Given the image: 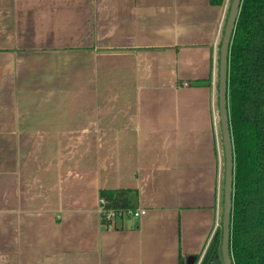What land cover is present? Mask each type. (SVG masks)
<instances>
[{"label":"crops","instance_id":"obj_1","mask_svg":"<svg viewBox=\"0 0 264 264\" xmlns=\"http://www.w3.org/2000/svg\"><path fill=\"white\" fill-rule=\"evenodd\" d=\"M230 2L0 0V264H199ZM100 188L146 213L101 223Z\"/></svg>","mask_w":264,"mask_h":264},{"label":"trees","instance_id":"obj_2","mask_svg":"<svg viewBox=\"0 0 264 264\" xmlns=\"http://www.w3.org/2000/svg\"><path fill=\"white\" fill-rule=\"evenodd\" d=\"M209 1L219 5L225 0ZM238 8L227 57L234 155L230 253L233 264H264V0H241ZM98 191L106 209L127 212L137 208L134 189ZM101 223L110 222L101 215ZM220 236L221 223L199 264H222ZM194 257L192 264L199 256Z\"/></svg>","mask_w":264,"mask_h":264},{"label":"water","instance_id":"obj_3","mask_svg":"<svg viewBox=\"0 0 264 264\" xmlns=\"http://www.w3.org/2000/svg\"><path fill=\"white\" fill-rule=\"evenodd\" d=\"M241 0H231L229 12L225 20L221 45L219 48V80H218V107L219 123L221 127V137L223 139V148L225 155L224 163V182H223V209L221 215V242L220 253L222 255V264H233L230 253V224L232 210V180H233V162L234 155L232 149V139L230 138V123L227 106V70H228V52L231 43V37L234 32L236 17ZM194 261H192L193 263ZM191 263V264H192Z\"/></svg>","mask_w":264,"mask_h":264},{"label":"built area","instance_id":"obj_4","mask_svg":"<svg viewBox=\"0 0 264 264\" xmlns=\"http://www.w3.org/2000/svg\"><path fill=\"white\" fill-rule=\"evenodd\" d=\"M98 208H99L100 221H101V215H104L105 219L108 220L110 223L116 217H119V216H124V215L130 214L133 217L140 218V217L144 216V214L146 213V208H142V207H137L135 210H128L127 212L123 211V210L116 211L112 208L106 209L105 207H102V200H100V199H99V207Z\"/></svg>","mask_w":264,"mask_h":264}]
</instances>
